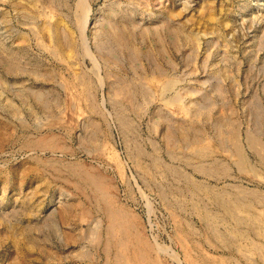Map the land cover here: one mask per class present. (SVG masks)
Masks as SVG:
<instances>
[{
	"label": "rangeland",
	"instance_id": "obj_1",
	"mask_svg": "<svg viewBox=\"0 0 264 264\" xmlns=\"http://www.w3.org/2000/svg\"><path fill=\"white\" fill-rule=\"evenodd\" d=\"M263 148L264 0H0V264H264Z\"/></svg>",
	"mask_w": 264,
	"mask_h": 264
},
{
	"label": "bare ground",
	"instance_id": "obj_2",
	"mask_svg": "<svg viewBox=\"0 0 264 264\" xmlns=\"http://www.w3.org/2000/svg\"><path fill=\"white\" fill-rule=\"evenodd\" d=\"M123 121H126V120H123ZM249 136H251V134H250ZM254 137H255V136H254ZM42 138H43V137H42ZM250 138H252V137H249V139H250ZM35 141H36V140H35ZM35 141H34V142H35ZM34 142H33V143H34ZM36 142H37V141H36ZM36 142H35V143H36ZM251 142H252V140H251ZM251 142H250V143H251ZM253 142H254V140H253ZM35 143H34V144H35ZM37 143H38V144H41V142H37ZM255 144H256V142H255ZM46 146H47V145H46ZM237 149H239V148H237ZM263 149H264V148H263ZM262 153H263V155H264V151H263ZM55 161H56V162H55ZM240 161H241V160H240ZM37 162L40 163V164H42V165L49 166L50 169H52V170H54V171H58V172L61 171L62 169H66V168H68V167H69V168L71 167V166H67L68 164H64V162H62V161H57V160H53V159H52V160H50V159H39ZM35 164H36V163H35ZM46 166H45V167H46ZM60 169H61V170H60ZM206 169H207V168H206ZM66 170H68V169H66ZM78 170H79V169H78ZM171 170H172V169H171ZM58 172H57V173H58ZM75 172H76V171H75ZM80 172H82V171H80ZM87 173H88V172H87ZM82 174H83V173H82ZM90 174H91V173H90ZM90 174H89V176H90ZM55 175H57V174H55ZM58 175H59V174H58ZM93 176H94V175H93ZM65 177H66V176H65ZM77 177H78V176H77ZM83 177H84V176H83ZM62 178H63V177H62ZM90 178H91V177H90ZM102 178H103V177H102ZM85 179H86V178H85ZM95 179H96V178H95ZM99 179H100V178H99ZM93 180H94V179L91 178L90 181H89V180H88V181L92 183ZM65 181H66V180H65ZM95 181H98V180H97V179L94 180V183H95ZM99 182H100V181H98L97 183H99ZM67 183H68V182H67ZM83 183H84V182H83ZM193 183H195V182H193ZM93 185H95V184H93ZM101 185H102V184H101ZM194 185H195V187H198V188L204 189L205 192H206V191L210 192V191L207 189L208 186H206V185H204L205 187H204L201 183H197V184H194ZM73 186H74V185H73ZM192 186H193V184H192ZM94 187H96V185H95ZM94 187H93V188H94ZM101 187H102V188H101ZM101 187H100L101 189H99V190H102V191H103L104 188H103V186H101ZM105 187H106V185H105ZM161 188H162V187H161ZM88 189H89V188H88ZM84 190H85V189H84ZM92 190H93V189H92ZM95 190H97V188H96ZM80 191H81V189H80ZM104 191H105V190H104ZM81 192H82V191H81ZM208 192H206V193H208ZM226 193H227V192H226ZM101 194H102V193H101ZM105 194L107 195V192H106ZM85 195H86V194H85ZM87 195H88V194H87ZM93 195H94V192H93ZM99 195H100V194H99ZM217 195H218V196H217L216 198H218V200H219V201H217L218 204H219V202H220L221 204H223V205H226V203H229V202L226 201V198H225L226 196H225L223 193H221V194L218 193ZM97 196H98V195H97ZM97 196H96V197H97ZM108 196H110V195H108ZM108 196H106V197H108ZM213 196H215V195H213ZM84 197H85V196H84ZM227 197H228V195H227ZM93 198H94V196H93ZM98 198H99V197H98ZM102 198H103V195H102ZM108 198H111V197H108ZM77 199H78V198H77ZM95 199H97V198H95ZM233 199H235V198H233ZM259 199H260V198H259ZM99 200H100V199H99ZM101 200H102V199H101ZM104 200L107 201L108 199L106 200V198H105V199H103V201H104ZM114 200H115V199H114ZM216 200H217V199H216ZM231 200H232V198H231ZM231 200H230V202H231ZM76 201H77V200H76ZM85 201H86V200H85ZM103 201H102V202H103ZM108 201H109V200H108ZM110 201H111V199H110ZM110 201L108 202V204L110 203ZM74 202H75V201H74ZM89 202H90V201H89ZM94 202L97 203L96 200L93 201V203H94ZM100 202H101V201H100ZM100 202H99V203H100ZM111 202H114V201H113V198H112V201H111ZM116 202H117V201H116ZM79 203H80V202H79ZM79 203H78V204H79ZM83 203H84V202H83ZM103 203H106V202H103ZM103 203H102V208H103V206L106 207V204L103 205ZM70 204H71V203H70ZM90 204H92V202H91ZM114 204H115V202H114ZM230 204H233V203H230ZM80 205H82V204H80ZM92 205H93V204H92ZM99 205H100V204H99ZM109 205H110V207L112 206L111 204H109ZM121 205H123V204L121 203L120 206H121ZM234 205H235L236 207H239V205H241L240 201L237 200V197H236V201H235ZM69 206H70V205H69ZM75 206H76V204H75ZM84 206H85V205H84ZM94 206L98 207V204H96V205L94 204ZM94 206H93V207H94ZM117 206L120 207L119 205H117ZM123 206H124V205H123ZM123 206H122V207H123ZM221 206H222V205H221ZM226 206H227V205H226ZM226 206H225V207H226ZM235 206L232 205L233 208H236ZM245 206H246V205H245ZM99 207H100V206H99ZM99 207H98V210H99ZM107 207H108V206H107ZM112 207H113V206H112ZM118 207L115 206V207H113V208L116 209V208H118ZM66 208H67V207H66ZM70 208H71V207H70ZM70 208H69V209H70ZM84 208L86 209L87 207H84ZM84 208L82 207L81 209L83 210ZM102 208H101V209H102ZM123 208H125V207H123ZM126 208H127V207H126ZM227 208H228V207H227ZM72 209H73V208H72ZM85 209H84V210H85ZM87 209H88V208H87ZM96 209H97V208H96ZM105 209H106V208H105ZM105 209L103 208L102 212H103ZM120 209H121V208H120ZM238 209H239V208H238ZM241 209H242V208H241ZM88 210H89V209H88ZM113 210H114V209H113ZM113 210H112L111 208H110V209L108 208L107 210H105L106 213H105V211H104V213H105V214L107 215V217H108V218H107V217H104L105 219H106V218L108 219L107 227H104V228H106V229H104V232H105V230H107L106 232L109 234V236H107V234H106V232H105V234H104V238H105V237H109V239H110L111 241H110V243H109V241L106 242L108 239H107L106 241L103 239V241H105V246H106V247H109L110 244L113 245L112 247H114V246L117 247L118 249L116 248V249H117V253H116V254L118 255V252H119L120 257H124V259L126 260V262L129 263V260H128V258H126V257L129 256V255L131 254V253L128 254V252H130L131 250H134V247H132V246H134V244H135V246H136V243L134 242L132 246H131L130 244H128V246L130 245L131 248H133V249L130 248L131 250H130V251H129V250L127 251V246H126V244L129 243V242L131 241V239H128L129 237L126 236V233L128 234V232H129V234H130V231L127 230V227L125 228V226H127V223H126V225H124L126 221L124 220L125 218L123 219V217L126 216V213H124L125 211H124V212L121 211V213L124 214V216L121 217V214L118 215V213L120 212L119 208L117 209L119 212L116 210V211L118 212V213L116 212V213H117L116 215L114 214L115 212H114ZM26 211H27V210H26ZM99 211H100V210H99ZM85 212H86V211H85ZM127 212H129V211H127ZM259 212H260V211H259ZM129 213H130V215H131V212H129ZM248 213H249V212H248ZM71 214H72V213H71ZM105 214H104V215H105ZM123 214H122V215H123ZM127 214H128V213H127ZM257 214H258V213H257ZM258 215H259V214H258ZM260 215H261V214H260ZM116 216H117V217H116ZM132 216H133V215H132ZM132 216H131V217H132ZM127 217H128V216H127ZM129 217H130V216H129ZM82 218H83V217H82ZM79 219H80V218H79ZM126 219H127V218H126ZM247 219H248V218H247ZM127 220H128V219H127ZM131 220H132V219H131ZM204 220H205V219H204ZM105 222H107V221L105 220ZM129 222H131V221H130V218H129ZM131 223H132V222H131ZM131 223H129V224H131ZM129 224H128V226H129ZM131 225H132V224H131ZM103 226H104V225H103ZM97 228H98V227H97ZM129 228H130V226H129ZM102 229H103V228H102ZM123 229H125V230H127V231H125V230H123ZM98 231H99V229H98ZM133 231H135V230H133ZM102 232H103V231H102ZM140 232H141V231H140ZM119 233L122 234V235H125V236H126L125 238L128 239V240H130V241L127 242V241H125L124 239H121L120 235H118ZM124 233H125V234H124ZM129 234H128V235H129ZM132 234H134V233H132ZM134 235H135V234H134ZM102 236H103V235H102ZM118 236H119V237H118ZM130 236H131V235H130ZM135 236H136V235H135ZM131 237L133 238V236H131ZM100 238H101V236H100ZM122 238H124V237L122 236ZM133 239H134V238H133ZM133 239H132V240H133ZM136 239H138V237H137ZM144 239H145V238H144ZM144 239H141V240L143 241ZM123 240H124V242H126V244L123 242ZM138 240H139V239H138ZM138 240H137V241H138ZM134 241H136V240H134ZM142 241H141V242H142ZM97 242H98V241H97ZM121 242H123L124 244H122ZM146 242H147V241H146ZM146 242H145V243H146ZM101 243H102V241H101ZM108 243H109V244H108ZM130 243H131V242H130ZM137 243L139 244L140 241H138ZM145 243L143 242L142 244L144 245ZM148 243H149V242H148ZM148 243L146 244V248H147V245H150V244H148ZM101 246H102V244H101ZM130 246H129V247H130ZM139 246H142L141 243H140ZM110 247H111V246H110ZM115 247H114V248H115ZM129 247H128V249H129ZM136 247H138V246H136ZM143 247H145V246H143ZM155 247H156V246H155ZM102 248H103V247H102ZM102 248H100V249H102ZM150 248H151V247H150ZM103 249H105V247H104ZM108 249H109V248H108ZM112 249H113V248H112ZM137 249H138V250L135 249L136 252H134V251H135V250H134V251H132V253H133V252L135 253V258H137L138 260L141 258L140 261L142 262V257L139 255V253H140L139 248H137ZM140 249H141V247H140ZM147 249H148V248H147ZM150 250H153V249H150ZM110 251H112V250H110ZM115 251H116V250H115ZM115 251H113V253H114ZM148 251H149V249H148ZM154 251H155V250H154ZM100 252H101V251H100ZM102 252H103V250H102ZM108 252H109V251H108ZM108 252H107V253H108ZM126 252H127L128 255H127L126 257H125V256H122V254H126ZM104 253H105V252H104ZM107 253H106V256L108 255ZM143 253H144V251H143ZM155 253H156V252H155ZM109 254H110V253H109ZM116 254L114 253V255H115L114 258H117V255H116ZM146 254H147V252H146ZM103 255L105 256V254H103ZM142 255H143V254H142ZM144 255H145V254H144ZM71 256H72V255H71ZM99 256H100V255H99ZM112 256H113V255H111V257H112ZM131 256H133V255L131 254ZM148 256H149V255H147L146 257H148ZM88 257H89V256H88ZM100 257H101V256H100ZM129 257H130V256H129ZM133 257H134V256H133ZM133 257H132V259H134ZM143 257H145V256H143ZM98 258H99V257H98ZM106 258H107V257H106ZM108 258H109V257H108ZM112 258H113V257H112ZM104 259H105V258H104ZM121 259H122V258H121ZM132 259H131V257H130V260H131V261H132ZM144 259L147 260L148 258H144ZM144 259H143V260H144ZM152 259H154V258H152ZM155 259H156V257H155ZM107 260H109V259H107ZM114 260H115V259H114ZM125 260H123V263H124V264H126V263H125ZM138 260H137V261H138ZM102 261H103V260H102ZM105 261H106V259H105ZM105 261H104V262H105ZM109 261H110V260H109ZM119 261H120V260H118V262H119ZM121 261H122V260H121ZM121 261H120V262H121ZM140 261H139V262H140ZM147 261H148V260H147ZM149 261H150V260H149ZM116 262H117V261H116ZM116 262H115V264L118 263V262H117V263H116ZM132 262H133V261H132ZM132 262H131V263H132ZM134 262H135V261H134ZM139 262H138V263H139ZM141 262H140V263H141ZM153 262L155 263L156 260H154ZM153 262H151V263H153ZM107 263H108V262H107ZM135 263H136V262H135ZM135 263H134V264H135ZM138 263H136V264H138ZM140 263H139V264H140ZM142 263H143V262H142ZM142 263H141V264H142ZM79 264H80V263H79ZM81 264H82V263H81ZM103 264H105V263H103ZM109 264H110V263H109ZM111 264H112V263H111ZM149 264H150V263H149Z\"/></svg>",
	"mask_w": 264,
	"mask_h": 264
}]
</instances>
